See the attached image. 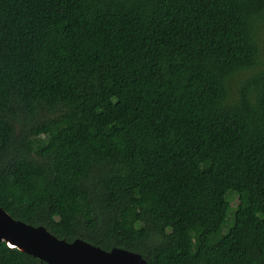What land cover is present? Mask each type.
Here are the masks:
<instances>
[{
	"label": "trees",
	"instance_id": "obj_1",
	"mask_svg": "<svg viewBox=\"0 0 264 264\" xmlns=\"http://www.w3.org/2000/svg\"><path fill=\"white\" fill-rule=\"evenodd\" d=\"M0 206L147 264H264V0H0Z\"/></svg>",
	"mask_w": 264,
	"mask_h": 264
},
{
	"label": "water",
	"instance_id": "obj_2",
	"mask_svg": "<svg viewBox=\"0 0 264 264\" xmlns=\"http://www.w3.org/2000/svg\"><path fill=\"white\" fill-rule=\"evenodd\" d=\"M0 241L48 264H147L139 254L123 248L101 249L82 239L66 241L15 219L0 206Z\"/></svg>",
	"mask_w": 264,
	"mask_h": 264
},
{
	"label": "rangeland",
	"instance_id": "obj_3",
	"mask_svg": "<svg viewBox=\"0 0 264 264\" xmlns=\"http://www.w3.org/2000/svg\"><path fill=\"white\" fill-rule=\"evenodd\" d=\"M236 203H237V198L236 197H232V199H231V206H232V208H234V206L236 205ZM233 211H234L233 209H230L228 211V217L226 219L225 224L223 225V228L221 230V233H225L228 230V228L231 226V224L233 222Z\"/></svg>",
	"mask_w": 264,
	"mask_h": 264
}]
</instances>
